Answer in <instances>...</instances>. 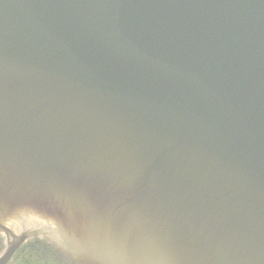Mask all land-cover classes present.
Listing matches in <instances>:
<instances>
[{"label":"water","instance_id":"water-1","mask_svg":"<svg viewBox=\"0 0 264 264\" xmlns=\"http://www.w3.org/2000/svg\"><path fill=\"white\" fill-rule=\"evenodd\" d=\"M0 233L264 264V0H0Z\"/></svg>","mask_w":264,"mask_h":264},{"label":"flooded vegetation","instance_id":"flooded-vegetation-1","mask_svg":"<svg viewBox=\"0 0 264 264\" xmlns=\"http://www.w3.org/2000/svg\"><path fill=\"white\" fill-rule=\"evenodd\" d=\"M9 240L0 233V260L9 248ZM15 244V243H14ZM1 264H79L47 240L33 236L17 243L5 262Z\"/></svg>","mask_w":264,"mask_h":264}]
</instances>
